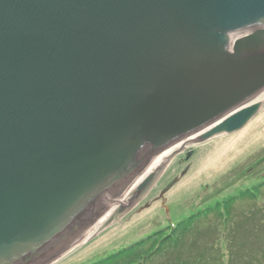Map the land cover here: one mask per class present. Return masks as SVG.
Returning a JSON list of instances; mask_svg holds the SVG:
<instances>
[{"label": "water", "instance_id": "obj_1", "mask_svg": "<svg viewBox=\"0 0 264 264\" xmlns=\"http://www.w3.org/2000/svg\"><path fill=\"white\" fill-rule=\"evenodd\" d=\"M263 97L264 0H0V264L72 248Z\"/></svg>", "mask_w": 264, "mask_h": 264}, {"label": "rangeland", "instance_id": "obj_2", "mask_svg": "<svg viewBox=\"0 0 264 264\" xmlns=\"http://www.w3.org/2000/svg\"><path fill=\"white\" fill-rule=\"evenodd\" d=\"M263 180L264 100L243 129L218 135L205 143H190L172 155L149 189L133 202L123 196L120 199L126 203L123 211L119 212L120 203H114L111 208L117 210L113 219L85 241L58 252L44 264H91L154 232L172 229L220 199L249 188L253 190ZM260 196L257 201L238 200L227 226L211 213L192 228L191 237L196 242L184 244L178 252H169L168 258L174 260L176 252L182 258H191V264H264V188ZM254 218L258 221H253ZM233 236H238L236 244L229 243ZM205 250L207 253H203ZM169 263L163 256L150 264Z\"/></svg>", "mask_w": 264, "mask_h": 264}, {"label": "trees", "instance_id": "obj_3", "mask_svg": "<svg viewBox=\"0 0 264 264\" xmlns=\"http://www.w3.org/2000/svg\"><path fill=\"white\" fill-rule=\"evenodd\" d=\"M263 188L264 180L253 190L249 188V190H242L238 195H231L224 199H220L214 204L208 205L206 208L199 210L197 213H194L187 219L179 222L178 225L173 226L172 229L170 228L168 231L159 230L154 232L147 238L120 249L91 264H150L154 260L163 256L170 260L169 264H191L192 259L182 258L180 253L177 254L175 252L176 257L174 256V260L168 258L167 254H171L169 253L171 251L178 252L184 244L187 246L194 242V238L192 239L191 237L192 228L195 227V225L198 226L211 213L216 214V216L220 218V222L223 226H227L231 219V215L233 216V209L236 202L238 200L244 201L247 199L257 201L259 197H261L260 194L262 193ZM250 216L255 217V214H250ZM253 221L257 222L258 220H255L254 218ZM256 225L257 224H254V227H256ZM262 225H264L263 222ZM236 237L238 236H233L229 243L236 244L234 243ZM204 252L207 253V250L203 251V253ZM203 253L201 254L203 255ZM230 256L231 255H229V257Z\"/></svg>", "mask_w": 264, "mask_h": 264}, {"label": "bare ground", "instance_id": "obj_4", "mask_svg": "<svg viewBox=\"0 0 264 264\" xmlns=\"http://www.w3.org/2000/svg\"><path fill=\"white\" fill-rule=\"evenodd\" d=\"M264 100V97L262 99V101ZM262 101L260 102V104H262ZM195 141H192V142H187V143H183L184 146H187L188 144L190 143H194ZM182 145V144H181ZM169 153L168 151L166 153H164L161 157H159L154 163L153 165L151 166V168H156L158 167L162 162H164L166 160V158L168 157ZM146 176L143 175L140 179L142 180L144 177ZM132 193V192H131ZM127 194V193H126ZM131 194H128V196L126 195L127 198L130 197ZM126 204V203H124ZM117 208H111L110 210L107 211V214L101 219H96L94 222H92L88 228L85 230V232L83 234L80 235V237H78L77 239H75V241L72 243H70L71 245H76L77 243L79 242H82L84 240H86L88 237L92 236L94 233H96L99 228L104 225V223H106L110 218H112L116 212ZM106 213V211L104 212ZM103 213V214H104ZM113 219V218H112Z\"/></svg>", "mask_w": 264, "mask_h": 264}]
</instances>
